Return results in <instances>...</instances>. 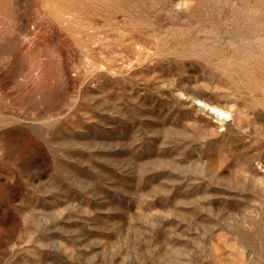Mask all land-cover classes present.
<instances>
[{
	"label": "rangeland",
	"instance_id": "374dc122",
	"mask_svg": "<svg viewBox=\"0 0 264 264\" xmlns=\"http://www.w3.org/2000/svg\"><path fill=\"white\" fill-rule=\"evenodd\" d=\"M0 264H264V0H0Z\"/></svg>",
	"mask_w": 264,
	"mask_h": 264
},
{
	"label": "bare ground",
	"instance_id": "6f19581e",
	"mask_svg": "<svg viewBox=\"0 0 264 264\" xmlns=\"http://www.w3.org/2000/svg\"><path fill=\"white\" fill-rule=\"evenodd\" d=\"M213 112L217 113L218 115H222L223 117H225L224 111H221L220 109L213 107Z\"/></svg>",
	"mask_w": 264,
	"mask_h": 264
}]
</instances>
